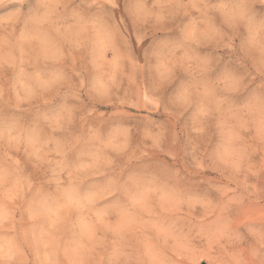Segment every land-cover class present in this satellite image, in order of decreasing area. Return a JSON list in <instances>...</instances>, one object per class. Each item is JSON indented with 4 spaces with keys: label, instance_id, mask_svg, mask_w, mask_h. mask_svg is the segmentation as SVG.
<instances>
[{
    "label": "rangeland",
    "instance_id": "1",
    "mask_svg": "<svg viewBox=\"0 0 264 264\" xmlns=\"http://www.w3.org/2000/svg\"><path fill=\"white\" fill-rule=\"evenodd\" d=\"M235 2L177 0L125 50L81 39L100 0H0V264H264L259 73L211 32ZM178 78L228 91L166 111L153 88Z\"/></svg>",
    "mask_w": 264,
    "mask_h": 264
},
{
    "label": "clouds",
    "instance_id": "2",
    "mask_svg": "<svg viewBox=\"0 0 264 264\" xmlns=\"http://www.w3.org/2000/svg\"><path fill=\"white\" fill-rule=\"evenodd\" d=\"M37 2L43 4L44 0H37ZM100 3L106 8L103 23L88 25L81 32V39L92 45L102 42L107 48H117L119 46L126 50L130 48L133 36L143 43V38L149 33L160 31L164 21L170 15L169 10L177 5V0H154L151 8H144L141 0H100ZM256 3L264 5V0H236L231 5L235 14L233 16H218L217 19L221 27H213L211 32L217 39V43L222 47H235L238 60L237 67L247 62L249 66L256 68L259 77L251 79L247 91H253L256 89L257 84L260 85V104L261 109L264 110V20L258 24L253 23L249 16V8ZM218 7V5H212L208 7V11L214 13L218 10ZM225 7L227 6L225 5ZM112 9L117 11L112 12ZM33 28L47 33V29L43 25H33ZM240 28L244 29V35L240 34ZM199 35L200 33L195 35L185 34L184 42L187 44ZM47 38L50 41L56 39L55 35L51 33H47ZM173 38L168 35L153 37L151 46L153 48L159 47L164 41ZM234 41H238V43L234 45ZM147 50V48L144 49V51ZM168 62H172L171 57H169ZM104 83L109 88L119 86L110 73ZM129 83H132V81H129ZM89 91L97 103L110 102L107 93L98 91L95 86ZM153 91L164 92L165 110L167 111L170 108L175 110L182 108V101L186 96L191 98L194 105H198L208 103L211 94L212 102H214L215 97L223 96L228 88L224 81H219L209 88L207 85L201 84L188 85L184 80L178 78L166 85L158 84L154 86ZM172 97L174 99H170ZM220 264H227V262H220Z\"/></svg>",
    "mask_w": 264,
    "mask_h": 264
},
{
    "label": "snow or ice",
    "instance_id": "3",
    "mask_svg": "<svg viewBox=\"0 0 264 264\" xmlns=\"http://www.w3.org/2000/svg\"><path fill=\"white\" fill-rule=\"evenodd\" d=\"M95 183L100 186V187H104L105 186V180H97L95 181Z\"/></svg>",
    "mask_w": 264,
    "mask_h": 264
}]
</instances>
